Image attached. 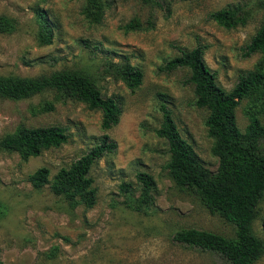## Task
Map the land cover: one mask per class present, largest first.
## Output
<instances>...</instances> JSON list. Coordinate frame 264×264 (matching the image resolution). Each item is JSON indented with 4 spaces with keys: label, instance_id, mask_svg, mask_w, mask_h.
<instances>
[{
    "label": "rangeland",
    "instance_id": "1",
    "mask_svg": "<svg viewBox=\"0 0 264 264\" xmlns=\"http://www.w3.org/2000/svg\"><path fill=\"white\" fill-rule=\"evenodd\" d=\"M261 0H109L99 24L87 23L79 13L82 0H0V15L13 22L0 33V76L32 77L68 68L91 77L102 96L120 107L115 125L100 128V112L74 100L53 101V109L32 114L30 107L53 100L51 92L29 98L0 96V136L18 125H59L66 142L22 160L0 149V264H227L218 254L173 240L185 228L234 235L231 223L209 212L196 195L175 185L165 164L167 146L155 135L163 104L180 136L191 145L202 165L217 166L206 134L207 111L196 107L185 68L165 70L164 64L197 44L217 83L229 90L237 75L257 69L264 73V57L243 56V47L264 13ZM238 3L251 11L244 25L224 29L208 14ZM41 10L50 37L39 42L36 11ZM138 21L139 28L123 26ZM123 57L142 74L140 84L127 88L112 66ZM250 106L243 99L235 108L242 131ZM102 135L114 143L111 152L92 164L89 175L95 203L69 206L49 189L52 176L67 167ZM49 171L48 181L34 188L27 176L38 167ZM153 179L147 203L141 201L135 173ZM129 188L122 191L120 185ZM254 234L264 241V192L252 221ZM252 264H264L262 254Z\"/></svg>",
    "mask_w": 264,
    "mask_h": 264
},
{
    "label": "trees",
    "instance_id": "2",
    "mask_svg": "<svg viewBox=\"0 0 264 264\" xmlns=\"http://www.w3.org/2000/svg\"><path fill=\"white\" fill-rule=\"evenodd\" d=\"M152 2L153 0H141ZM109 0H82L79 13L89 24H99ZM259 7L264 9V0ZM39 21L38 40L47 42L50 28L41 10H35ZM209 19L224 29L244 26L251 11L238 3L225 5L208 14ZM138 21L123 26L124 31L139 28ZM13 22L0 15V33L10 31ZM204 45L197 44L172 57L164 64L165 70L185 68L187 82L192 85L194 104L207 111L204 119L206 134L212 140L211 153L217 158L214 171L205 168L198 156L179 134L169 109L159 105L161 120L154 130L167 146L165 164L172 182L190 190L205 208L216 213L234 228L232 237L207 230L185 228L174 232V241L218 254L227 264H252L263 252L264 241L252 230L257 204L264 192V73L253 69L237 75L229 90L216 81L215 73L204 60ZM258 52L264 57V13L258 27L243 47V56ZM120 81L129 89L141 82V71L126 57L112 66ZM51 92L53 100L44 99L32 114L53 109V101L74 100L100 112V128L115 125L120 107L112 97L102 96L90 76L78 69H60L32 77L0 76V96L18 100L34 94ZM248 99L247 124L241 131L235 122V108ZM65 128L59 125L26 127L18 125L10 133L0 136V149L16 152L22 160L66 142ZM114 143L102 135L67 167H60L52 176L49 189L62 195L69 206L82 204L85 208L95 203V187L90 168L103 155L111 152ZM48 169L38 167L27 178L34 188L48 181ZM140 184L141 201L147 203L153 189V179L144 172L135 173ZM122 183L120 189L127 191Z\"/></svg>",
    "mask_w": 264,
    "mask_h": 264
}]
</instances>
